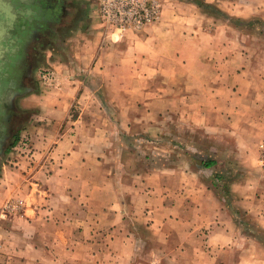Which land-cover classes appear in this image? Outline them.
Masks as SVG:
<instances>
[{"label": "crops", "instance_id": "crops-1", "mask_svg": "<svg viewBox=\"0 0 264 264\" xmlns=\"http://www.w3.org/2000/svg\"><path fill=\"white\" fill-rule=\"evenodd\" d=\"M76 2L69 31H84V40L70 53L73 74L64 82L60 66L59 84L34 86L18 98L19 109L29 117L21 128L25 145L12 153L20 166L5 167L0 176V264H168L150 258L126 261L127 245L138 236L126 228L128 197L133 198L136 221L163 240L164 252L181 256V264H230L219 254L233 250L243 233L233 212L264 228V179L247 174L231 180L240 171L239 161L245 165L253 157L250 165L256 168L257 147L264 140V89H228L222 72L205 77L195 69L193 63L201 57L190 45H197L198 38L189 34L198 28L184 22L190 14L208 17L192 4L160 0L158 23L108 43L113 36L105 35L98 0ZM260 16L264 19V12ZM91 77L102 79L100 88L89 86ZM175 78L181 80L180 89L213 82L210 89H192L203 91L205 99L195 92L198 105L187 121L207 135L210 145L205 146L220 156L199 153L214 163L206 169L195 168L194 156L187 153L181 167L135 173L125 191L121 158L124 140L136 141L141 134L135 131L136 112L147 106L149 131L141 132L152 138L163 123L160 115L173 111L166 97L159 107L155 97L145 102L142 95L173 89ZM237 78L239 72L233 81L239 82ZM147 80L156 81L155 87H146ZM106 92L116 100L110 102ZM126 94L132 95L129 103ZM211 172L224 181L226 195L206 181ZM9 202L16 209L2 219ZM261 249L251 238L240 249L238 264H264Z\"/></svg>", "mask_w": 264, "mask_h": 264}, {"label": "rangeland", "instance_id": "rangeland-1", "mask_svg": "<svg viewBox=\"0 0 264 264\" xmlns=\"http://www.w3.org/2000/svg\"><path fill=\"white\" fill-rule=\"evenodd\" d=\"M205 1L217 6L233 18L242 19L247 22L253 20L264 21L262 16H260V13L264 12V0ZM72 4L74 7L78 5V2L73 0ZM187 12L190 13L189 11ZM205 16L208 18H203L198 14H190L186 16V22H184L186 23L184 26L193 27L194 25H197L196 27L198 28V32L196 31L195 33L192 31L189 34V37L194 36L195 38H198L194 43L197 45H193V43L190 45V49L195 47V52L201 57V59L193 63L195 69L202 71V75L205 77L213 74L219 75L222 72L223 74L221 78L228 89H264V82L261 80L264 77V33L261 30L260 23L255 22L252 27L245 26L242 29H239L235 28V25L229 24L227 21L218 17ZM72 26L73 24H71L68 30L62 34L57 44L50 43L45 48V51L43 52L44 54H42L43 57L38 62L33 73L36 89H48L46 88L47 85H45L40 78V74L42 76L45 72L54 73L53 86H55V83H60V79L57 80V78H60V73H62L58 70L60 66H62L64 70L63 77L61 78L62 80L64 79V82L69 80L68 77L73 72L72 68H76V65L70 60L72 57L70 53L75 51L74 46L76 43L84 40V37H82L84 31H78L75 34H71L69 30H71ZM70 37H72V41L68 43L67 41ZM83 64L84 63L79 65L84 68ZM66 67L68 69H66ZM236 72H239L241 75V78H237L239 79V82L233 81ZM230 78H232V80ZM127 81L131 84L133 82L132 79H128ZM205 82L207 83L206 85L199 83L198 85H192L191 89H180L181 80L175 78L173 89H150L153 91L151 94L146 96L145 94L142 95V99H146L142 101L145 102H149L155 97L159 100V103H157V106L159 107L165 106L167 98L168 105H171L173 111L169 110L168 115H160L162 119L158 122L163 123H159V133L152 138H150L149 134L141 132L145 130L149 131V125L147 123L149 122V118L145 115L147 106L145 105L142 110L136 112L135 119L133 120L135 131L136 133L140 132L142 135L139 134L136 136L138 138L136 141H132L130 138L124 140L125 154L123 158H121L122 166L120 173H124L121 179L125 191L129 190L128 187L131 185L130 181L133 180L135 173L145 175L154 170L164 171L168 168L181 167L185 156L188 154L190 157L192 155L194 156L192 158L193 166L195 168L198 166L202 167L201 161H197L195 158V156L200 157L199 153L209 155V158L211 156V158H213L215 155L220 156V152L213 154L214 150H210L208 146H205V143H208L207 141L209 140L206 138L207 135L203 136L202 133L204 132H202L201 129L196 128L193 124L187 121L188 118L191 117L190 113H194L193 109L195 108V105H198L195 92L199 93L197 96L205 99V96L201 94L203 91H192V89H197L200 86H203L202 89H210L211 86L209 83L211 82ZM88 83L92 88H100L103 84L102 79L95 77H91ZM211 84L213 85V82ZM145 85L146 87L152 85L154 88L156 81L147 80ZM176 86H178V88ZM143 90L149 92V89ZM105 96L107 99L109 98L110 102L116 100L111 93L108 94L106 92ZM126 96L127 98H125V102L129 103V100H132V95L126 94ZM128 96L131 98H128ZM88 98L89 97H87V100ZM99 98L101 99V97ZM99 100L95 99V101ZM16 111L19 115L17 123L13 129V137L8 141L5 151L0 158V176L5 167L14 168L19 165L21 160L18 161L16 158H13L12 153H15L21 148V146L25 145V140H22L23 132L21 128L27 121L29 114L19 109V106ZM76 112L74 114H76ZM111 112L112 114H115L117 110L111 109ZM115 116H117V114H115ZM15 137H18L16 144L14 143ZM262 142H264V140L261 141V143ZM221 146L223 147V142ZM258 149L259 146L257 147V153L259 155ZM219 151L223 152L222 150ZM207 158L208 157L204 159L209 160V158ZM252 159L253 157H251L246 164L250 165ZM239 162H237V167L240 171L234 172L235 177L231 178V180L243 179L247 174L255 179H264V170L259 166L258 156L254 162L256 168L252 165L249 167L246 166V164L240 165ZM245 171H248V173L245 174ZM205 177L207 182L212 185L214 184V187L209 184L211 188H217V186H219L221 191L218 194L226 195L228 192L226 187L221 186L224 181L214 179L215 174L213 172L207 173ZM223 191L226 193H223ZM132 200V197L127 198V213L129 215V221L126 223V228L129 232H134L138 234V236L135 237V240L131 244L127 245L128 253L126 261L128 262L130 257L132 260L138 261H146L150 258L158 263L167 262L168 264H181V256L177 254L169 255L168 252H164L162 250V248L165 249V246H162L163 240L161 241V239L155 238L152 231L149 230L144 223L136 221V217L133 215L136 210H133L135 205ZM231 200L232 198H229V203H231ZM233 215L235 219H237L239 227L243 229V233L240 235L237 246L228 252L221 251L219 257L222 255V258H226V260L228 259L230 264H238L240 249H242L251 238L252 240L254 239L261 243L262 249L259 251V255L261 254V257H264V228L250 220L247 221V217L244 213L234 211ZM138 248L140 249L139 252L136 251ZM151 250L152 252H155V256L152 255Z\"/></svg>", "mask_w": 264, "mask_h": 264}, {"label": "flooded vegetation", "instance_id": "flooded-vegetation-1", "mask_svg": "<svg viewBox=\"0 0 264 264\" xmlns=\"http://www.w3.org/2000/svg\"><path fill=\"white\" fill-rule=\"evenodd\" d=\"M73 0H12L17 18L10 28L9 52L5 55L1 80L7 93L25 94L35 86L34 71L50 43L60 40L72 24ZM19 97L13 105L17 109ZM8 108V105H4Z\"/></svg>", "mask_w": 264, "mask_h": 264}, {"label": "built area", "instance_id": "built-area-1", "mask_svg": "<svg viewBox=\"0 0 264 264\" xmlns=\"http://www.w3.org/2000/svg\"><path fill=\"white\" fill-rule=\"evenodd\" d=\"M97 8L106 37L113 36L108 43L118 42L129 33L145 32L160 21L163 10L160 0H98ZM40 78L46 85L54 83L52 72L40 74ZM258 163L264 170V142L259 145ZM15 209L13 203H7L2 208L1 218H7Z\"/></svg>", "mask_w": 264, "mask_h": 264}, {"label": "water", "instance_id": "water-1", "mask_svg": "<svg viewBox=\"0 0 264 264\" xmlns=\"http://www.w3.org/2000/svg\"><path fill=\"white\" fill-rule=\"evenodd\" d=\"M17 18L12 0H0V76L3 72L5 55L10 41V28ZM6 84L0 78V158L3 155L8 141L13 137V129L18 120V112L13 105L14 100L22 96L19 92L7 93ZM8 105L6 108L4 105Z\"/></svg>", "mask_w": 264, "mask_h": 264}, {"label": "trees", "instance_id": "trees-1", "mask_svg": "<svg viewBox=\"0 0 264 264\" xmlns=\"http://www.w3.org/2000/svg\"><path fill=\"white\" fill-rule=\"evenodd\" d=\"M180 2H185V3H189L192 4L194 6L197 7V9L199 10V12H201L203 15H208V16H214V17H218L220 19H223L225 21H227L229 24L235 25V28H239L242 29L245 26H249L252 27L254 25L255 22L260 23L261 25V30L264 33V21H244L242 19H238V18H233L231 16H229L227 13H225L223 10H221L220 8H218L217 6L205 1V0H178ZM18 141V137H15V144ZM196 160L201 161V166L203 168H210L214 163L211 160H205L202 159L200 157H196ZM219 179V178H218ZM222 180V179H221ZM220 181V179H219Z\"/></svg>", "mask_w": 264, "mask_h": 264}]
</instances>
